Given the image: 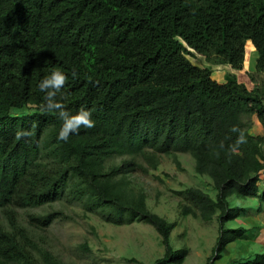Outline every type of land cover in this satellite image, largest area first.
I'll return each instance as SVG.
<instances>
[{
	"label": "trees",
	"instance_id": "1",
	"mask_svg": "<svg viewBox=\"0 0 264 264\" xmlns=\"http://www.w3.org/2000/svg\"><path fill=\"white\" fill-rule=\"evenodd\" d=\"M246 41L257 52L251 88L233 73L217 82L185 55L241 70ZM55 68L68 76L66 110L83 106L95 122L66 142L38 87ZM233 125L246 136L239 146ZM21 129L33 135L17 140ZM176 153L216 190L176 191L180 215H216L215 264L248 231L227 221L261 215L264 230V0H0V264H61L41 231L62 212L28 209L62 201L113 224L152 225L164 246L154 264L182 263L188 249L169 240L176 223L128 179ZM231 195L257 205L229 206ZM236 264H264V251Z\"/></svg>",
	"mask_w": 264,
	"mask_h": 264
},
{
	"label": "rangeland",
	"instance_id": "2",
	"mask_svg": "<svg viewBox=\"0 0 264 264\" xmlns=\"http://www.w3.org/2000/svg\"><path fill=\"white\" fill-rule=\"evenodd\" d=\"M186 48L188 51H185V55L192 64L210 68L214 80H217L218 69L222 78L217 82L225 81V75L229 73L228 64L212 63ZM250 48L251 42L246 41V57ZM29 110L25 106L20 110H12V113ZM252 133L256 134V131ZM128 179L134 188L143 190L149 210L176 223L170 233V245L173 249H188L180 264H207L219 234L217 217L214 215L210 221L205 222L191 215H180V197L176 194L177 190L197 186L212 197L215 196L216 190L211 179L196 173L191 155H163L156 169L148 174L131 173ZM227 201L229 206L254 209L257 205L255 197L231 195ZM28 210L41 213L49 210L62 212L50 226L41 231L46 244L60 259L61 264H154L164 254L159 234L152 225L142 221L113 224L104 221L96 213L85 212L80 206L64 201ZM260 224L261 215L227 221V228L243 225L248 231L241 238L230 242L221 257L215 260V264H236L256 252H263L264 230L259 227Z\"/></svg>",
	"mask_w": 264,
	"mask_h": 264
},
{
	"label": "clouds",
	"instance_id": "3",
	"mask_svg": "<svg viewBox=\"0 0 264 264\" xmlns=\"http://www.w3.org/2000/svg\"><path fill=\"white\" fill-rule=\"evenodd\" d=\"M72 76H76V72L73 71ZM68 80V76L60 70L55 68L51 71L50 75L44 77L38 87L41 92L46 93L44 99V111L49 113H57L58 118L62 121L58 133V139L67 141L70 135L78 133L81 128L90 129L95 126V122L92 118V111L85 107H80L75 113L66 110V105L62 101L67 100V96L62 92L64 85ZM231 131L238 133L235 146H239L246 142V136L244 131L236 125H233ZM33 135L29 129H21L16 132V139L21 140L29 138ZM232 149L229 150L231 153ZM217 155H219L217 153Z\"/></svg>",
	"mask_w": 264,
	"mask_h": 264
},
{
	"label": "crops",
	"instance_id": "4",
	"mask_svg": "<svg viewBox=\"0 0 264 264\" xmlns=\"http://www.w3.org/2000/svg\"><path fill=\"white\" fill-rule=\"evenodd\" d=\"M256 59H257V52L252 47V48L249 49L248 56L245 58V62L243 64V68L241 70H237V69L232 68L230 65H228L229 73L235 74L239 81L244 82V84L248 88H251L253 86V82L248 78L246 72L247 73H252V72L255 71ZM216 70H217V72H216L217 73V75H216L217 76V80H220V78H222V73H220V71H218V69H216ZM211 77H212V74H211ZM222 82H220V83H222ZM254 130L256 131V134H259L261 132V128H260L259 124L257 123V121L254 122V124H253V126L251 128V132H253Z\"/></svg>",
	"mask_w": 264,
	"mask_h": 264
}]
</instances>
